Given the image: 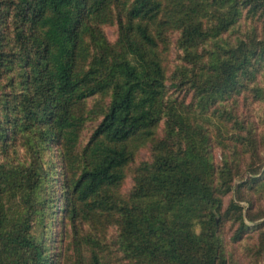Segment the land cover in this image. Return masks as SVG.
<instances>
[{
    "label": "trees",
    "instance_id": "1",
    "mask_svg": "<svg viewBox=\"0 0 264 264\" xmlns=\"http://www.w3.org/2000/svg\"><path fill=\"white\" fill-rule=\"evenodd\" d=\"M263 219L264 0H0V264H257Z\"/></svg>",
    "mask_w": 264,
    "mask_h": 264
},
{
    "label": "rangeland",
    "instance_id": "2",
    "mask_svg": "<svg viewBox=\"0 0 264 264\" xmlns=\"http://www.w3.org/2000/svg\"><path fill=\"white\" fill-rule=\"evenodd\" d=\"M103 31H104L107 39L110 42H115L116 41V39L118 37V26H117L116 23H109V24L104 25L103 26ZM91 123H93V122H90L89 124H91ZM147 155H148V152L146 150H144V151L141 152L139 159H146L148 157ZM132 172H133V170L130 168V170L128 171V177H127V179L125 180V182L123 183V185L121 187V189L123 191L127 190L131 186V183H132V177H131L132 176ZM230 234L231 233H226V240H229ZM252 236H253L252 237L253 241H255V242H259L261 240V237L259 236V233H255ZM229 244H232V243L229 242L228 245ZM246 263H248V262L246 261ZM115 264H120V263L117 262ZM257 264H264V257H262L261 260H260V263H257Z\"/></svg>",
    "mask_w": 264,
    "mask_h": 264
}]
</instances>
